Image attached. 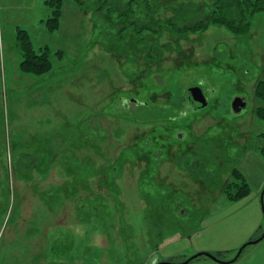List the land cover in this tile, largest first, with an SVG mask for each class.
<instances>
[{"label":"rangeland","instance_id":"374dc122","mask_svg":"<svg viewBox=\"0 0 264 264\" xmlns=\"http://www.w3.org/2000/svg\"><path fill=\"white\" fill-rule=\"evenodd\" d=\"M46 1L0 0V264H182L198 253L234 260L264 230L262 221L239 244L253 211L239 210L221 187L239 169L255 191L264 170L248 159L264 133L254 114L264 11L243 36L211 25L180 39L169 26L142 39L128 28L121 40L117 20L98 19L96 0H61L50 31ZM148 1L164 18L201 2ZM19 30L37 54L47 48L49 74L20 71ZM236 99L245 103L239 114ZM156 154L162 164L146 166ZM154 171L165 184L159 248L147 223L158 214L141 193L157 194ZM262 241L233 264H264L261 247L248 256ZM188 264L218 263L201 256Z\"/></svg>","mask_w":264,"mask_h":264},{"label":"trees","instance_id":"16d2710c","mask_svg":"<svg viewBox=\"0 0 264 264\" xmlns=\"http://www.w3.org/2000/svg\"><path fill=\"white\" fill-rule=\"evenodd\" d=\"M200 1V3L192 2L187 8L176 5L173 8V14L167 18L162 17L160 13L157 16L154 15L151 12L153 7L148 0H96L95 12L98 19L110 27L116 25L113 20H117L118 24L121 25L120 28L116 29L118 33L119 31L123 33L126 29L131 28L137 37L142 39L139 35L144 31L158 36L164 27L169 28L170 26L181 39L185 38L189 32H205L211 25L224 27L234 36L247 35L250 32L253 15L256 12L264 11V0ZM76 2L81 4L82 0H76ZM45 3L52 8L51 17L47 20V27L50 31H54L59 27L61 0H48ZM140 11H142V15H136ZM119 37L121 40L124 39L121 33H119ZM17 38L22 50V60L19 63L20 71L23 74L34 76L49 74L52 71V62L47 48L42 49L41 53L37 54L31 47L25 31L19 30ZM56 56L61 60L62 52L57 51ZM254 96L261 103L256 107L254 114L260 121L264 122V80L258 81L255 85ZM258 138V150L264 161V133L258 135ZM161 156L159 154L150 156L146 160V166H150L149 159H153L155 165L162 164ZM140 163L142 165V162ZM232 174L234 179L221 185V187L229 201L237 202L250 194V187L238 170H233ZM155 178H157L156 171L152 172L148 182L156 187L157 194L141 193L143 197H147L155 210L154 213L158 214L157 220L148 219L147 223L148 225L151 224L149 228L153 229L157 239L154 247L159 248L157 245L165 230V184H161L160 180ZM141 179L145 180L147 177L142 176Z\"/></svg>","mask_w":264,"mask_h":264},{"label":"crops","instance_id":"0c3cea01","mask_svg":"<svg viewBox=\"0 0 264 264\" xmlns=\"http://www.w3.org/2000/svg\"><path fill=\"white\" fill-rule=\"evenodd\" d=\"M258 104V102H257ZM256 104V105H257ZM250 156L248 159L250 160H253V165H256L258 166H261V165H264V161L259 153V150L258 152H255V151H251L249 152ZM255 157V158H254ZM242 161L245 162L246 161V158H242ZM254 169H256V167H253ZM237 170V169H236ZM243 170V169H242ZM238 171L240 172V174L244 177L245 181L248 183L249 187H250V194L245 197L244 199L240 200V201H237V202H232V203H243L240 207H239V210L240 209H248V211L252 214L251 212V209L253 211V217L250 215V221H248L244 226V230H243V234L241 236V239L238 241V243L240 244L241 242H245L246 239H248L250 237V235L252 234V232L258 228V226L261 225L262 221H263V211H262V206H261V200L259 198V193L261 192V190L264 188V170L263 172L261 173V171H258L260 172V176H259V179H258V188L257 190H253L252 189V185L248 179V177L246 176V174H244L243 172H241L239 169ZM255 172V171H254ZM239 212V211H237ZM255 212V214H254ZM204 229H201L199 231H197V236H200L202 235V233H204ZM261 242V241H260ZM261 246H259V248L253 250V251H250L248 256L252 253H260L261 250H258L260 249V247L262 249H264V241H262L261 244H259ZM212 247V246H211ZM211 247H198L197 246V251L199 250H207L208 248H211ZM216 248V247H214ZM217 250V249H216ZM213 262V261H212ZM206 263H209V262H206ZM217 263V262H215ZM219 264V263H218Z\"/></svg>","mask_w":264,"mask_h":264},{"label":"water","instance_id":"95a60500","mask_svg":"<svg viewBox=\"0 0 264 264\" xmlns=\"http://www.w3.org/2000/svg\"><path fill=\"white\" fill-rule=\"evenodd\" d=\"M187 97L189 98V101L192 103V106L193 108L195 109H199L203 106V104L199 105L200 104V95L198 93H196L194 90H189L187 93H186ZM232 108L234 110V112L236 114H239L244 108H245V103L242 101V99H236L234 100L233 104H232ZM261 203L263 204L262 200H263V194L261 195ZM263 220H264V209H263ZM264 226V224H263ZM264 238V230H263V234L262 236L255 240V241H249L248 243H245L238 251V254L237 256L234 258V260L232 261H228V262H221L219 261L216 257L212 256L211 254H207V253H198L197 255L189 258L187 261L183 262L182 264H187L189 263L190 261L198 258V257H201V256H205L207 258H210L216 262H219L221 264H231L233 263L239 256L240 254L242 253V251L247 247V246H250V245H254L256 243H258L259 241H261L262 239ZM164 264H167V263H164ZM169 264V263H168Z\"/></svg>","mask_w":264,"mask_h":264}]
</instances>
